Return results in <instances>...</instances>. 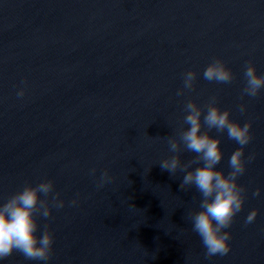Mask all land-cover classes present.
Listing matches in <instances>:
<instances>
[{
	"label": "water",
	"instance_id": "water-1",
	"mask_svg": "<svg viewBox=\"0 0 264 264\" xmlns=\"http://www.w3.org/2000/svg\"><path fill=\"white\" fill-rule=\"evenodd\" d=\"M216 57L230 84L203 79ZM249 62L264 74V0H0V202L54 181L65 206L39 219L54 235L48 264H264V90L241 100ZM189 69L195 91L177 96ZM213 95L231 119L252 122L245 160L254 159L238 178L246 199L226 229L231 250L205 259L188 218L200 193L180 188L184 173L161 169L170 153L155 137L187 127V99ZM210 134L221 138L217 168L227 174L239 145ZM193 155L182 151V162ZM106 170L113 179L98 187ZM0 264L38 262L14 252Z\"/></svg>",
	"mask_w": 264,
	"mask_h": 264
},
{
	"label": "clouds",
	"instance_id": "clouds-1",
	"mask_svg": "<svg viewBox=\"0 0 264 264\" xmlns=\"http://www.w3.org/2000/svg\"><path fill=\"white\" fill-rule=\"evenodd\" d=\"M202 75L204 80L217 84H230L234 79L232 70L219 57L211 60ZM181 76L182 87L177 90L176 95L184 96L194 92L197 73L189 69ZM243 76L245 83L241 89V100L244 97L260 96L264 90V74H258L256 66L249 62L245 65ZM25 93L26 88L21 87L16 95L23 98ZM183 110V125L187 127L181 126L174 135L155 137L166 139L170 153L159 165L173 177L178 171L184 173L180 183L182 190L188 191L194 187L200 193L199 210L190 211L188 218L191 220L192 231L200 237L205 259L226 256L231 250V232L226 229L232 226L246 199V189L238 183V178L246 171V163L254 159V155H250L245 160V146L252 139V122L249 120L241 124L231 119V110H222L215 95L210 96L203 105L194 99H187ZM238 110L244 114L247 105L239 104ZM202 128L205 130L202 131ZM212 130L220 134L226 132L227 137L239 145L228 160L230 171L227 174L223 169L217 168L224 153L220 147V136H212ZM182 151L194 155L182 162ZM95 172L94 168L90 170L92 175ZM112 179L108 171H104L99 177L98 187H103ZM54 188V181L50 179L35 185L26 183L6 201L0 202V261L12 256L14 252L21 254L25 260L38 264H48L51 260L54 235L48 224L41 231L39 219L48 220L53 208L60 210L65 206V201L60 198L61 194L54 191ZM260 194L259 188L252 193L254 197ZM77 204V199L70 202L71 206ZM258 211L253 209L248 213L244 220L245 226L255 221Z\"/></svg>",
	"mask_w": 264,
	"mask_h": 264
}]
</instances>
